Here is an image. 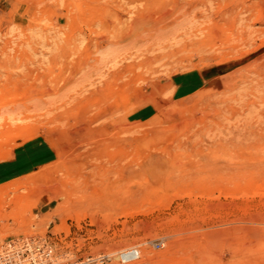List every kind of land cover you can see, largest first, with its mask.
<instances>
[{
	"label": "rangeland",
	"instance_id": "rangeland-1",
	"mask_svg": "<svg viewBox=\"0 0 264 264\" xmlns=\"http://www.w3.org/2000/svg\"><path fill=\"white\" fill-rule=\"evenodd\" d=\"M23 236L264 264V0H0V244Z\"/></svg>",
	"mask_w": 264,
	"mask_h": 264
},
{
	"label": "built area",
	"instance_id": "built-area-1",
	"mask_svg": "<svg viewBox=\"0 0 264 264\" xmlns=\"http://www.w3.org/2000/svg\"><path fill=\"white\" fill-rule=\"evenodd\" d=\"M110 260L106 254L83 259L58 255L46 237H16L0 244V264H106Z\"/></svg>",
	"mask_w": 264,
	"mask_h": 264
},
{
	"label": "bare ground",
	"instance_id": "bare-ground-1",
	"mask_svg": "<svg viewBox=\"0 0 264 264\" xmlns=\"http://www.w3.org/2000/svg\"><path fill=\"white\" fill-rule=\"evenodd\" d=\"M188 9V5L186 4V6L183 9H176L175 11H178L180 15H186V11ZM128 258V257H126Z\"/></svg>",
	"mask_w": 264,
	"mask_h": 264
}]
</instances>
